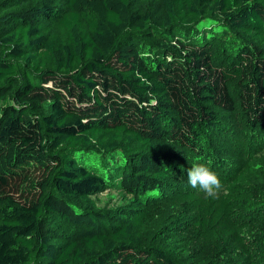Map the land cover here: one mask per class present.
<instances>
[{
	"label": "trees",
	"instance_id": "1",
	"mask_svg": "<svg viewBox=\"0 0 264 264\" xmlns=\"http://www.w3.org/2000/svg\"><path fill=\"white\" fill-rule=\"evenodd\" d=\"M7 1L0 0V103L13 104L0 116V264H182L144 244L139 218L111 223L93 209L89 199L105 183L72 153L93 144L122 151L120 189L138 206L168 187L176 155L167 146L204 155L203 131L217 112L238 110L247 128L264 129V0H155L144 13L132 11L133 0H59L61 36L46 23L57 14L53 0H16L29 6L14 12ZM207 15L239 37L237 49L222 35L176 36L178 19ZM136 34L155 41L152 61ZM176 200L192 207L205 243L221 238L243 252L227 193ZM55 219L71 231L53 241ZM219 257L216 264H249L244 252Z\"/></svg>",
	"mask_w": 264,
	"mask_h": 264
},
{
	"label": "rangeland",
	"instance_id": "2",
	"mask_svg": "<svg viewBox=\"0 0 264 264\" xmlns=\"http://www.w3.org/2000/svg\"><path fill=\"white\" fill-rule=\"evenodd\" d=\"M36 4V1L30 2L31 6ZM157 5L155 0H133L131 9L144 13L153 11ZM4 6L9 12H14L29 5H19L16 0H8ZM53 6L57 14L46 23L53 33L61 36L63 32L58 18L63 8L59 0H53ZM184 19H178L174 26L178 38L209 39L222 35L231 50L241 44L239 37L224 26L220 17L207 15L192 23ZM147 28L157 35L163 33L150 26ZM136 41L143 57L152 61L155 41L145 34H136ZM12 104L9 98H5L0 103V116L2 110ZM43 113H48L47 105ZM203 144V156L167 146V150L176 155L170 163L171 179L168 187L139 198L141 205L138 206L132 197L120 189V171L125 159L122 151H101L93 144V147L76 150L72 155L105 183V190L89 199L93 209L107 216L111 223H119L117 217L139 218V233L146 246L164 249L182 264H216L215 259L219 255L221 260L228 262L226 259L234 258L237 252H244L249 264H264V129L247 128L238 110L233 113L217 112L216 125L203 131ZM196 163L208 165L218 175L222 184L219 192L227 193L232 200L233 217L240 220L242 228L239 230L244 240L243 252L229 240L221 238L217 239L216 244L205 243L194 226L192 207L176 200L180 194L199 191L190 186L187 177V171ZM244 216L251 219L246 220ZM50 231L54 235L53 241H56L58 235L70 232L71 228L55 219ZM228 264L238 263L230 261Z\"/></svg>",
	"mask_w": 264,
	"mask_h": 264
},
{
	"label": "clouds",
	"instance_id": "3",
	"mask_svg": "<svg viewBox=\"0 0 264 264\" xmlns=\"http://www.w3.org/2000/svg\"><path fill=\"white\" fill-rule=\"evenodd\" d=\"M188 183L206 198H216L222 187L218 175L204 163H196L187 171Z\"/></svg>",
	"mask_w": 264,
	"mask_h": 264
}]
</instances>
